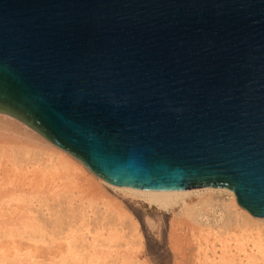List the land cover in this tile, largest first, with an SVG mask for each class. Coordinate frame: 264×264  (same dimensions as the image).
<instances>
[{
	"label": "water",
	"instance_id": "obj_1",
	"mask_svg": "<svg viewBox=\"0 0 264 264\" xmlns=\"http://www.w3.org/2000/svg\"><path fill=\"white\" fill-rule=\"evenodd\" d=\"M5 116L106 183L264 217V0H0Z\"/></svg>",
	"mask_w": 264,
	"mask_h": 264
},
{
	"label": "rangeland",
	"instance_id": "obj_2",
	"mask_svg": "<svg viewBox=\"0 0 264 264\" xmlns=\"http://www.w3.org/2000/svg\"><path fill=\"white\" fill-rule=\"evenodd\" d=\"M16 126L21 138H0V224L14 233L16 264H264V217L227 191L158 208Z\"/></svg>",
	"mask_w": 264,
	"mask_h": 264
},
{
	"label": "bare ground",
	"instance_id": "obj_3",
	"mask_svg": "<svg viewBox=\"0 0 264 264\" xmlns=\"http://www.w3.org/2000/svg\"><path fill=\"white\" fill-rule=\"evenodd\" d=\"M10 125L11 124H9V122H0V138H12L13 139V137H14V138L18 139V136L20 137V135H18L19 129L16 130L14 128L15 126L13 127V125L12 126H10ZM21 136H22V134H21ZM107 184L111 188L117 189L119 191L120 190H122V192L127 191V192H130L132 194L144 197V199H146L149 204L150 203L154 204L158 208H170L172 205H174V204L176 205L178 203L177 200H180L184 195L191 193V192L199 191V190H211V191H219V192L220 191H227L228 193H230L233 196V199L235 202V198H234L233 193L230 190L225 189V188H221V187H198V188L183 189V190H145V189H136V188L116 186V185H112L109 183H107ZM199 188H204V189H199ZM194 189H197V190H194ZM229 207H232L231 203L225 205V209H227ZM182 208H183V206H182ZM233 210L234 209H232V212H233ZM194 211L196 212L197 210H194ZM190 212H191V210H190ZM191 214H193V213H191ZM191 214H188V215H191ZM239 215H241V214L239 213ZM241 216H243V219H244V217L248 218L247 217L248 215H246V212L243 213V215H241ZM246 221H247V219H246ZM4 238H6L5 241H4ZM14 239L15 238H14V233H13L12 229L5 227L2 224H0V264H16L18 261L22 260V259L17 258L16 246L14 245ZM6 247L9 248L8 251H5L7 249Z\"/></svg>",
	"mask_w": 264,
	"mask_h": 264
}]
</instances>
